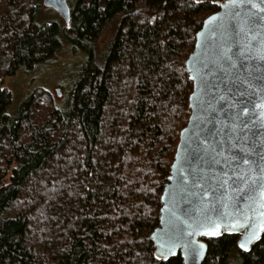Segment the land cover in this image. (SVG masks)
Instances as JSON below:
<instances>
[{
  "label": "trees",
  "instance_id": "16d2710c",
  "mask_svg": "<svg viewBox=\"0 0 264 264\" xmlns=\"http://www.w3.org/2000/svg\"><path fill=\"white\" fill-rule=\"evenodd\" d=\"M221 1L67 0L60 25L38 21L42 0H0V264H181L150 234L189 116L184 62ZM61 36L85 54L66 106L35 89L9 115L5 79ZM237 239H204L203 264H264V234Z\"/></svg>",
  "mask_w": 264,
  "mask_h": 264
},
{
  "label": "water",
  "instance_id": "95a60500",
  "mask_svg": "<svg viewBox=\"0 0 264 264\" xmlns=\"http://www.w3.org/2000/svg\"><path fill=\"white\" fill-rule=\"evenodd\" d=\"M225 2L226 0L221 1L218 9L209 16L216 14L224 17L228 14L229 9L220 6ZM42 5L54 10L64 23L69 25L70 9L67 0H42ZM204 21L195 35L193 49L184 62L188 77H196L197 73L194 69L201 62L213 59L211 53L221 42L219 35L213 36L210 34V28L205 26ZM253 31H256V29H253ZM259 31L264 33V28ZM262 38L264 36H258L257 40L252 42L253 50L259 47V41ZM244 63L251 66L254 75L264 76V61L255 59L244 61ZM241 71L243 70L241 69ZM219 76L220 73L217 71L215 75L205 77L206 87L199 79L189 78L192 83V90L188 98L189 116L186 125L179 132L173 161L161 192L158 226L150 234L155 253L157 246L167 239L165 234L175 233L178 237L174 241L176 247L173 249L174 255L170 256L169 259L180 257L181 264L204 263L208 253V246L203 241L204 239L235 235L238 236L237 246L241 240L243 230L241 232L222 230L221 235L209 237L203 235L204 229H197V235L187 236V231H190L188 225L191 224L195 227L193 222L201 219L202 211L207 210L215 218L218 212L225 211L222 204L226 203L229 205L227 210L240 218L241 222H243V218L240 216L241 212L246 213L250 220H259L260 218L255 216L253 209L264 211V209L257 208L256 204L241 199L240 194L230 189L218 190L216 197L213 198L212 193H209L207 197H202L200 188L194 186L193 182L198 181L201 175L206 179H210L211 176L219 175L221 169L226 168L223 157L219 155L221 151L224 157L230 156L233 152L238 153L241 149H245L246 155H250L252 159L259 160L260 156H264V123H261L259 119V110H257L256 115L250 112L248 116L244 117L247 127L239 125V122L236 121L237 126L233 129L231 119L233 110L228 108L225 101L214 99V97L220 95L225 96L226 99L231 97V93L225 91V84L218 79ZM213 85L216 87H213ZM261 87L264 88V84ZM217 88L219 91H217ZM198 139L200 146L197 145ZM205 139L208 141L207 144L203 143ZM204 148L215 149V152L204 151ZM212 156H216L217 159L221 160V163L213 164ZM243 167L246 168L247 166ZM200 183H203V181H200ZM204 187L215 188V183L204 184ZM228 197H231V199L229 200ZM256 198L259 199L258 196ZM202 199L204 204L207 205V209L202 208ZM263 234L261 233V238ZM189 240L204 245L201 255L195 261L186 249V243ZM259 241H254L248 245L249 251L247 252H250L252 247Z\"/></svg>",
  "mask_w": 264,
  "mask_h": 264
},
{
  "label": "snow or ice",
  "instance_id": "6c2138e0",
  "mask_svg": "<svg viewBox=\"0 0 264 264\" xmlns=\"http://www.w3.org/2000/svg\"><path fill=\"white\" fill-rule=\"evenodd\" d=\"M199 3L200 0H197ZM216 4L218 0H211ZM221 7L229 9V13L224 17L216 14L209 16L205 21V26L210 28V34L219 35L221 42L217 48L213 50L211 55L213 59L207 62H201L194 69L197 73L196 77L190 79H199L205 87L207 81L205 77L215 75L218 71L221 83L225 84V91L231 93L230 99L220 95L214 97L225 101L228 108L232 109L231 119L233 121V129H235L236 121L239 125L247 127L244 117L251 112L257 114L261 123H264V76L254 75V71L249 65H245L247 60L264 61V38L260 39L259 47L253 50V41L258 36H264L259 30L264 28V0H226ZM256 29V31H253ZM199 46V45H198ZM241 69L243 71H241ZM238 85V86H237ZM213 87H216L213 85ZM217 91L219 89L217 88ZM204 144L208 141L205 139ZM197 145L200 146L199 139ZM204 151L215 152V149L204 148ZM223 157L225 169H221L219 175L211 176L206 179L203 175L198 181H194V186L200 188L202 197H207L212 193L213 198L216 197L218 190L230 189L241 195V199L256 204L257 208L264 209V156H260L259 160L252 159L250 155H246V150L241 149L240 152H233L230 156L224 157L223 152L219 153ZM213 164H220L221 160L216 156H212ZM243 166H247L246 168ZM175 167V165H174ZM191 167V165H189ZM183 179V178H182ZM203 181V183H200ZM215 183V188L204 187V184ZM259 197L257 199L256 197ZM230 200L231 197H228ZM202 208L207 209L202 199ZM225 211L218 212L215 218L208 213L207 210L201 212V219L194 221L195 227L188 225L190 231L186 235L191 237L197 235V229H204L203 235L216 237L221 235L223 231L241 232V240L238 247L247 252L248 245L254 241L261 239V233H264V211L253 212L260 219L250 220L246 213L241 212V219L234 216L228 211V204H222ZM167 239L163 240L154 253L156 260H168L174 255L173 249L176 247L174 241L178 238L175 233L165 234ZM186 249L193 261H195L204 249L203 244L187 241Z\"/></svg>",
  "mask_w": 264,
  "mask_h": 264
},
{
  "label": "rangeland",
  "instance_id": "374dc122",
  "mask_svg": "<svg viewBox=\"0 0 264 264\" xmlns=\"http://www.w3.org/2000/svg\"><path fill=\"white\" fill-rule=\"evenodd\" d=\"M37 17L39 22L52 20L63 24V20L54 10L43 5ZM109 37L108 32L104 33L98 42L99 47L103 46ZM84 59L85 54L61 36L59 46L50 60L34 70L19 71L5 79L3 86L11 97L8 114L14 115L23 100L35 89L47 91L54 103L64 108Z\"/></svg>",
  "mask_w": 264,
  "mask_h": 264
},
{
  "label": "flooded vegetation",
  "instance_id": "af4514ba",
  "mask_svg": "<svg viewBox=\"0 0 264 264\" xmlns=\"http://www.w3.org/2000/svg\"><path fill=\"white\" fill-rule=\"evenodd\" d=\"M56 92H58V91L56 90Z\"/></svg>",
  "mask_w": 264,
  "mask_h": 264
}]
</instances>
